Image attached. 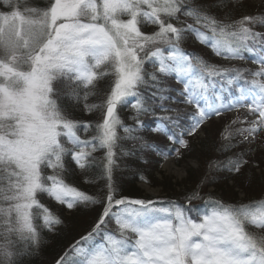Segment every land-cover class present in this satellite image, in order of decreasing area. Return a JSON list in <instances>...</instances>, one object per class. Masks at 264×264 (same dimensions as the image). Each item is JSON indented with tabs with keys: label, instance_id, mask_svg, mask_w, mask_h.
Returning a JSON list of instances; mask_svg holds the SVG:
<instances>
[{
	"label": "snow or ice",
	"instance_id": "snow-or-ice-1",
	"mask_svg": "<svg viewBox=\"0 0 264 264\" xmlns=\"http://www.w3.org/2000/svg\"><path fill=\"white\" fill-rule=\"evenodd\" d=\"M213 6L196 0H0V264H23L32 255L30 250L40 243L34 220L49 231L62 223L40 202L42 194L69 210L103 205L92 230L69 249L74 256L66 252L57 264H264V197L225 204L211 193L201 197L202 180L184 203L131 200L117 198L113 181L119 157L131 154L121 140L140 141L164 161L172 152L179 158L189 146L185 134L195 135L209 117L237 107L256 117L237 130L247 133L240 143H251L264 131V32L253 28L264 25V14L217 19L210 14ZM181 15L194 23L177 27L171 21L182 23ZM141 25L157 30L145 33ZM185 33L225 59H244L246 51L259 67L252 71L210 64L181 47ZM112 75L105 99L87 104L97 83ZM168 76L183 85L175 97L162 86L160 78ZM64 87L71 88L67 96L85 101L86 111L103 110L102 121L92 124L65 114L53 99ZM129 98L135 100L130 119L136 127L125 125L117 114L118 105L127 106ZM169 101L195 106L188 127L179 133L168 127H180L178 118L155 115L157 109L177 112ZM141 113L153 115L151 131L167 136L170 148L161 150L133 135L144 126ZM92 128L94 136L77 134ZM233 135L229 127L221 134L224 140ZM235 146L223 144L218 151ZM98 149L104 150L99 163L93 155ZM68 157L82 173L98 170L95 179L86 175L84 182L105 181L104 197L66 182L65 174L72 173L65 166ZM245 164L239 153L208 167L238 173ZM196 199L204 201V209L193 219L189 212Z\"/></svg>",
	"mask_w": 264,
	"mask_h": 264
},
{
	"label": "trees",
	"instance_id": "trees-1",
	"mask_svg": "<svg viewBox=\"0 0 264 264\" xmlns=\"http://www.w3.org/2000/svg\"><path fill=\"white\" fill-rule=\"evenodd\" d=\"M197 3H203V4H212L214 5L211 10L210 14L214 15L217 17V19H229V20H237L243 17L244 15H258L253 13V7L249 6L247 2H244V0H196ZM180 21L182 23H178L176 20L171 21L172 23L176 24L177 27H182L184 24H193L194 21L188 17H185L183 15L180 16ZM263 25H254V31L260 32V28ZM152 29H157L155 25H141V31L145 33H151ZM259 29V30H258ZM195 39L193 33H185V39L182 40L181 42V47L185 49L186 52L188 53H193L195 55H198L202 57L204 60H206L208 63L213 64V65H220L223 67H229L227 63H238L239 65L245 64V61L247 59L253 60V57H251L246 51L243 53L244 59H225L224 57L217 56L215 55L211 48L209 46H206L202 43L199 44V46H195L193 43V40ZM251 46V45H250ZM195 63V60L193 61ZM226 63V64H225ZM146 69L152 68L151 65H146ZM243 69V68H241ZM106 71H108L106 69ZM253 71V70H252ZM113 78L114 75L108 76L102 80H100L96 88L93 89V95H90L88 97V100L86 101L87 104H99L101 103L104 99L106 94L110 91V85L113 84ZM168 78H172L176 81L174 76H168ZM163 81L162 86L166 87L170 90V93H165V94H170L172 96H177L178 92L180 89L183 88V85L178 83L175 86L173 85H166L164 83V78H160ZM244 79L245 80H251L252 77L250 74L245 73L244 74ZM147 91V90H146ZM69 93L68 90H58V97L55 99L58 102V105L61 107V110L64 111L66 114H70L71 116L74 117V120L77 121H83V122H91L92 124H96L102 121L103 119V110L97 109L92 112H88L84 109V104L85 101L82 99L80 101H77L70 96H67L66 94ZM83 93L81 92V96ZM145 95H148V91ZM133 99H129V104L127 106H118L117 111L121 115L120 118L124 122L125 125H131L133 127H136L135 123L133 120L130 119L131 116L135 115V112L131 108V103ZM247 101V100H246ZM245 101V102H246ZM169 101L168 103H170ZM250 102V101H247ZM167 106V105H166ZM123 111L128 112L127 114H123ZM157 113H162L160 112L159 109L156 110L155 115L157 116ZM172 114L168 112V115ZM190 114V113H189ZM189 114L186 117V120H184V116H180V119H183V121L180 122L179 124L180 127H174L168 125L170 130L172 132L179 133L183 128H187L189 125ZM174 118H177L173 116ZM76 118V119H75ZM139 119L144 122L143 127H137V130L133 133L134 136H137L139 133L142 135H147L151 132V129L155 126V121L153 119V115L151 113H141L139 116ZM78 135H80L82 138H89L91 136H94L95 129L92 128L89 130L87 134H85L82 130H79ZM118 134L123 136V129L120 128L118 130ZM161 135L165 136L163 133H160ZM167 137V136H165ZM206 140H202L200 142H191L192 145V150L189 149L188 152L185 153V159L188 158H194L197 152V147H201V151L203 152L205 147L204 142ZM138 141L136 140H121L118 143L123 146V148L130 152L131 154L129 155H121L119 157L118 163H119V168L114 170L113 173V181L115 184V187L117 189V198L120 197H128L131 200H136V199H143L142 198V193L137 187V183L146 181L150 183L151 185H154V172L157 169H160V166L162 164V156L159 155L160 158H155V152L150 149V153L152 154L151 161H156V165L154 167L150 168H144L145 166V161L141 159V153L138 150V147L136 146ZM168 148V147H167ZM232 149V148H231ZM230 149V150H231ZM99 153L97 152L96 154L93 153V155L96 157L97 162H102V158L104 156V150L103 149H98ZM229 150V151H230ZM217 152L218 158L222 157L224 154L228 157H230L227 153L225 152ZM239 154V153H238ZM224 155V156H225ZM197 156V155H196ZM235 157V156H232ZM226 158V160H227ZM224 160V161H226ZM178 165L181 163L176 161ZM262 163V162H261ZM252 164H247L246 166L250 167ZM66 168L72 170L71 174H65V179L71 183L72 185L76 186L79 188L81 191L88 193L89 195L93 196H100L104 197L106 195V189L104 187L105 181L103 180H97L95 183H85V176H89L93 179H95L96 175L99 174L98 170L96 168L91 169L88 173H82L80 172L79 169L75 168L74 163L71 161L70 157L66 158ZM208 168L206 167L205 170ZM204 170V171H205ZM215 174H213V177L209 178V182H207V187H214L216 188L215 190L209 192L206 191L202 193L201 197L207 196L209 193H211L215 198L221 200L225 204H237V203H247L249 201L253 200H259L260 198L264 197V188H257L256 186H252L250 189V192H247L246 196L244 197L243 200H239V197L236 196V193L233 190L232 186H228L227 184V179L228 177L233 178L234 174L233 172H229L227 169H221L217 170L216 168L214 169ZM205 174V173H204ZM75 175L73 178L74 180L72 181V177ZM143 177V179H141ZM145 178V179H144ZM147 178V179H146ZM236 183H242L241 176H237L236 178ZM72 181V182H71ZM259 184V183H258ZM158 186V185H154ZM163 188L166 189L169 193H167V200H172V201H177V202H182L184 203V197L188 195L191 189H184L182 191H176V189H170V186L168 184L164 183ZM205 186V188H206ZM246 189V188H245ZM247 190V189H246ZM231 191V193H230ZM235 194V195H234ZM41 201L46 204V206L52 210L59 218L62 220V223L59 225H54L53 229L49 231L47 228H42L41 224L42 221L36 220L37 223H39L38 228H39V233H40V243L37 247L31 249L32 255L28 258H26L23 261V264H57V261L64 256V254L67 252L69 257L74 256V253L69 251L71 246L78 241L82 236H84L86 233L90 232L92 230V225L87 226L84 230H79L81 225L79 224L80 220L79 216L87 215L90 214L95 207H102V204H97V205H77L73 209L69 210L66 205H61L58 202H55L53 199H50L46 194H42L39 196ZM150 198V197H149ZM154 200V199H153ZM193 201L201 202L203 201L201 199H196ZM192 201V202H193ZM241 201V202H239ZM201 211L204 209V205L200 206ZM71 211L70 216H66L65 212ZM108 226H111V223L108 224ZM249 231H258V229L250 227L248 229ZM81 232V233H78ZM78 234V235H77Z\"/></svg>",
	"mask_w": 264,
	"mask_h": 264
},
{
	"label": "rangeland",
	"instance_id": "rangeland-1",
	"mask_svg": "<svg viewBox=\"0 0 264 264\" xmlns=\"http://www.w3.org/2000/svg\"><path fill=\"white\" fill-rule=\"evenodd\" d=\"M35 2L36 0H33V3ZM244 2H247L249 6L253 7L252 9H253L254 14H257V13L264 14V0H244ZM257 25L260 26L259 24ZM150 30L152 31V29ZM156 30L157 29H153V31H156ZM260 32H264V25L260 28ZM194 45L199 46V42L197 40H194ZM227 65L229 67H236L240 69L241 68L251 69L253 71H255L258 68L257 63L255 64L249 60L245 61V64H242V65H239L238 63H232V62L227 63ZM146 70L149 72L154 71L153 67L150 69L148 68ZM161 78H164L163 80L166 85L174 84L176 87L179 86L177 85L178 84L177 81H175L172 78H168V77H161ZM114 80H115V76L113 78V82ZM59 89L61 88H58L57 91ZM62 90H65V91L68 90L70 92L71 88L64 87L62 88ZM140 91L143 92L144 94L147 93V91L143 87L140 89ZM56 97L57 96H54L53 99H55ZM129 99L131 100L132 98H129ZM134 102L135 100L133 99L132 103ZM168 104L171 107L177 109V112H169V113H172V114H169V116H175L179 118L181 115H183L185 117L184 120H186V117L188 115L187 111L189 113H192L195 111L194 105H185L184 103H176L172 101ZM127 113L128 112L123 111V114H127ZM117 114L121 116L118 111H117ZM161 115H168V113H163V112L157 113V116H161ZM70 118L74 119V117L71 115H70ZM237 118H239L238 122L233 124L232 121L237 120ZM255 118L256 117L252 115L251 113H249V111L245 107H237V108L232 109L231 111H225L219 117L214 116V115L209 117L206 123L204 125H201L200 129L197 131L195 135L193 136L184 135L183 138L188 140L189 146L187 148L181 149V155L179 158L175 156L174 152H172L171 155H169V159L171 157L173 160V163H175L179 167L186 168V172L183 173L184 174L183 178L179 179L177 178L175 174L166 173V171L164 170V165L167 161L162 160L161 165L163 166H160V169H157L154 172V185H158V186L151 185L150 183L146 181L137 183V187H139L142 193V198H144V200H152V201L153 199L154 201H172V200H167L166 198L167 193L169 192L163 188L162 185L164 183L168 184V186H170V189H176V191H182L184 189H191L190 191H193L197 187V185H200L201 181L204 180V183L200 188V195L206 191L211 192L215 190L216 188L214 187L206 186L207 182H209V178L213 177V174H215L214 172L215 168H213L212 170H209L208 166L210 162L212 161L226 160L227 156L225 154H224L225 156L223 155L222 157L218 158L219 155H217L216 151H218V149L223 144H227V143H231L236 146L233 147L230 151H226L225 153H227L229 156L230 155L236 156L238 153H243V159L247 161V164H252L250 167L246 166L247 164L243 165V167L240 169L238 173L236 172L232 173L234 174L233 178L228 177L227 179L228 186L233 187V190L236 193V196L239 197V200L244 199L247 193L244 191L250 192V189L252 188V186L253 187L256 186L257 188H264V131L257 132L255 140H253L251 143H248V142L240 143V141H242L243 139V135H247V133H244L243 135H241L237 132L238 129L247 128L248 121L254 120ZM226 127H229V131H231L234 134L232 138L229 140H224L222 139V136H221L222 132L224 131ZM119 129L120 128H118V130ZM137 136L143 137L144 140L150 143H155L159 145L161 150H163L164 147H171V142L167 139V137L161 135L160 133H156L154 131H151L147 135H142L141 133H139ZM202 140H206L203 146L205 147L204 151L202 152L201 147L198 146L197 147L198 150L196 152L197 156L195 155L194 158L185 159V156L183 155H185V153L188 152L189 149L192 148L191 142L192 141L200 142ZM61 142L64 143L65 147H71V145L68 144L65 139H62ZM136 146L138 147V150L141 153V159L146 162L144 165L145 166L144 168L154 167V165H156L157 163H155L156 161H153V162L151 161L152 154L150 153V148L142 147L140 141L137 142ZM97 152L99 153V150H97L95 154ZM154 152L156 156L155 158L157 159L160 158L157 152L156 151ZM176 161L180 162L181 164L178 165ZM206 167L208 168L207 170H205ZM46 174H51V169H47ZM237 176H241L242 183H236L235 178ZM74 177L75 175L72 177V181L74 180L73 179ZM66 182L69 183L67 180ZM146 186H150L151 188L157 189L158 193L148 191L146 189L147 188ZM262 191L264 190L262 189ZM38 199L40 200L42 204H44L41 201L40 197H38ZM180 203L182 202L180 201ZM191 203L194 207H193V211L189 212V216H191L193 219H196L197 211H201L200 206L204 205V201H201V202L193 201ZM44 205L46 206V204ZM157 206H162V205H157ZM102 209H103V206L102 207L100 206V208L97 206L95 207V209L91 211L90 214L79 216V219H81L79 222V224L81 225L79 230H84L87 226L91 224H95L96 220L99 217V214L102 212ZM65 214L66 216H70L71 211H67L65 212ZM34 224L37 227V230L39 231V228L37 226L39 225V223H37V221L34 220ZM108 228L112 231H115V225L113 223H111V226H108ZM78 233H81V232L78 231Z\"/></svg>",
	"mask_w": 264,
	"mask_h": 264
},
{
	"label": "bare ground",
	"instance_id": "bare-ground-1",
	"mask_svg": "<svg viewBox=\"0 0 264 264\" xmlns=\"http://www.w3.org/2000/svg\"><path fill=\"white\" fill-rule=\"evenodd\" d=\"M196 40V39H194ZM194 40H193V43H194ZM118 109V107H117ZM187 114H189V112L187 111ZM183 116V115H181ZM183 121V119H180V122ZM186 135V134H185ZM170 148V147H168ZM167 147H164V149H168ZM171 155V154H170ZM164 170L166 171V173H172V174H175L177 176V178H183V173L186 172V168L185 167H179L177 166L175 163H173V160L172 158L170 157V159L167 160V162L165 163L164 165ZM147 190L150 191V192H157L158 193V190L157 189H154V188H151L150 186H146ZM154 201V200H153Z\"/></svg>",
	"mask_w": 264,
	"mask_h": 264
}]
</instances>
